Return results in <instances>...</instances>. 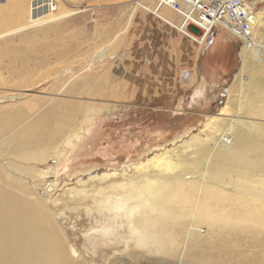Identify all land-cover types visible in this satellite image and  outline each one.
<instances>
[{
  "label": "rangeland",
  "instance_id": "1",
  "mask_svg": "<svg viewBox=\"0 0 264 264\" xmlns=\"http://www.w3.org/2000/svg\"><path fill=\"white\" fill-rule=\"evenodd\" d=\"M246 3L254 13L262 10L264 21V0ZM19 4L27 18L0 28V128L42 123L34 138L44 155L29 162L22 182L28 199L56 223L69 264H200L188 249L192 235L207 237V226L190 212L150 220L156 212L137 208L129 215L132 197L145 184L157 188L161 178L167 184L176 176L196 187L201 178L203 194L211 180L208 143L229 124L264 154V65L254 56L247 71L238 69L221 89L207 85L189 100L179 77L195 65L199 46L133 0H0V10ZM251 33L264 60V23ZM5 94L21 97L9 102ZM86 104L92 110L85 111ZM43 123H55L57 134ZM74 131L68 145L64 137ZM259 169L262 186L264 159ZM224 170L229 175L221 185L235 182ZM182 219L200 232H179ZM138 235L148 252L137 262L128 254ZM152 249L164 262H153Z\"/></svg>",
  "mask_w": 264,
  "mask_h": 264
},
{
  "label": "bare ground",
  "instance_id": "2",
  "mask_svg": "<svg viewBox=\"0 0 264 264\" xmlns=\"http://www.w3.org/2000/svg\"><path fill=\"white\" fill-rule=\"evenodd\" d=\"M144 4L152 7L150 3ZM26 8L19 4L12 9H1L0 28L11 25L24 15L26 17L28 13ZM43 9L40 7L39 11L46 8ZM244 9L251 15L252 28L264 23L258 18L262 10L254 13L253 5L247 3ZM158 15L173 22L162 16L161 10ZM254 56H257V62L264 65L251 33L244 39V44L239 49L241 73L247 71ZM76 68L67 67L65 73L73 72ZM240 81H244V78L240 77ZM19 97L21 95L5 94L3 98L13 102ZM2 102L4 101H0V104ZM97 104L100 105L98 102ZM91 105L86 104L84 110L87 112L92 110ZM78 114L80 115L79 112ZM38 119L35 120L39 122ZM75 119L76 116L71 122L73 123ZM40 123L35 121L23 127L18 124L10 128H0V154L7 160L4 163V159L0 158V264H69L70 261V253L56 223L41 208L40 203L28 199L27 188L22 182L25 178L23 175L29 172L27 166L29 162L41 160L44 155V151L41 150L43 144H38L34 138L36 127L42 125ZM43 126L51 133L56 129L55 123H43ZM64 126L61 125V129ZM216 135L217 138L208 143V151L212 158L211 180H206L210 186L203 189V194L201 178L197 187L185 182L187 178L180 176L175 175L176 177H172V181L167 184H164L165 179L161 178L157 188L145 184L143 190L132 197L136 205L131 208L129 215H134L137 208L144 212H156L150 220L171 215L179 218L182 214L185 218L190 212V216L194 214L196 223L208 227L207 237L202 238L199 233L192 235L188 249L189 254L200 264H264V183L259 186L260 182L255 178H260L259 174L262 173L259 168L263 166V151L252 146L249 140L251 137L231 124L217 131ZM76 137L74 131L64 138L69 145ZM39 140L45 139L39 135ZM164 167L162 168L165 170ZM224 168L230 169L232 177L236 179L235 182L232 181L230 184L225 182L221 185L219 181L229 175ZM166 185V190L162 192ZM171 185L173 188H170ZM218 188L221 190H217ZM136 220L138 219L134 221ZM179 226V232L185 231L186 234L191 231L200 232L192 227L191 221L186 224L182 219ZM140 236L144 235L135 237V250L128 254L129 258L137 262L143 259V253L148 252L145 250L148 245L138 242ZM152 250L155 251L153 255H156L153 262H164L162 259L164 257L157 255L159 251Z\"/></svg>",
  "mask_w": 264,
  "mask_h": 264
},
{
  "label": "built area",
  "instance_id": "3",
  "mask_svg": "<svg viewBox=\"0 0 264 264\" xmlns=\"http://www.w3.org/2000/svg\"><path fill=\"white\" fill-rule=\"evenodd\" d=\"M145 0L133 1L137 7L178 32L197 46L203 45L208 34L215 27L224 29L241 46L244 39L251 34L253 26L250 14L244 9L247 0ZM166 8L172 11L178 21L169 22L158 13ZM252 11V10H251ZM188 71H183L179 77L181 82H187Z\"/></svg>",
  "mask_w": 264,
  "mask_h": 264
},
{
  "label": "crops",
  "instance_id": "4",
  "mask_svg": "<svg viewBox=\"0 0 264 264\" xmlns=\"http://www.w3.org/2000/svg\"><path fill=\"white\" fill-rule=\"evenodd\" d=\"M240 47L241 44L221 27L212 29L203 45L198 47L195 65L185 70L190 74L186 82L185 98L193 100L195 93L204 91L207 85L221 89L224 83L232 81L239 69L237 63Z\"/></svg>",
  "mask_w": 264,
  "mask_h": 264
}]
</instances>
